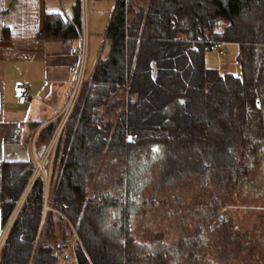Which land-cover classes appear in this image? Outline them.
<instances>
[{"label":"trees","instance_id":"1","mask_svg":"<svg viewBox=\"0 0 264 264\" xmlns=\"http://www.w3.org/2000/svg\"><path fill=\"white\" fill-rule=\"evenodd\" d=\"M218 19L226 22L221 32ZM80 26L79 9L72 20L47 14L41 36L76 38ZM107 37L110 48L84 80L52 156L51 202L67 219L48 212L34 264L57 263L54 247L71 239L69 221L94 264H176L164 241L148 245L134 234L144 177L132 175L129 162L122 187L90 189V172L105 150L131 161L142 149L158 164L162 183L196 177L213 186L211 199L197 209L199 233L214 226L213 232L219 220V229H227L224 197L248 174L259 171L264 185V0H117ZM198 38L236 43L240 72L209 66L205 50L190 48ZM121 101L126 106L117 117H107L102 106ZM35 165L32 157L3 162V225L12 220L0 264H28L33 251L47 185L43 173L33 177Z\"/></svg>","mask_w":264,"mask_h":264},{"label":"rangeland","instance_id":"2","mask_svg":"<svg viewBox=\"0 0 264 264\" xmlns=\"http://www.w3.org/2000/svg\"><path fill=\"white\" fill-rule=\"evenodd\" d=\"M106 41L107 39H103V43L100 42L104 48ZM222 48L223 54L213 50L205 52V59H208L206 57L209 55L208 64L218 67L221 71L238 72L239 66L236 60L238 45L223 42ZM89 77L90 74L86 69L85 79ZM119 105L120 107L115 108L114 112L110 111L111 118L115 119L125 104ZM66 122L67 120L62 123L61 117H58L56 130L57 132L58 129L60 130L57 135H53L55 138L52 140L51 148L47 149L44 156L35 158L33 177L39 172L45 176L46 187L48 186L45 191V201L55 208L51 210L54 212H57V208L51 202L54 188L49 184V178L54 142H57ZM142 156L143 150L139 148L133 151L131 161L119 152L105 151L99 155V159L92 167L88 183L90 189L114 192L118 186L122 187L119 179L122 178L125 163L128 162L132 175L138 173L144 177L141 180L140 191L144 197L139 207L133 209L132 217L134 234L139 240L148 245L157 239L164 241L172 250L171 260H177L176 264H264V185L260 184L257 175L259 171L248 174L242 186L230 193L229 197H224L226 204L223 213L227 216L228 231L219 229V220L213 232L214 226L212 229L203 227L199 233L197 209H201V206L211 199L213 186L196 177H184L171 184L162 183L157 175L158 164ZM41 162L42 167H40ZM140 167L141 170L138 172ZM11 220L12 217L3 225L1 233L3 232L4 238ZM219 230L222 232L219 233ZM227 237L228 243L224 239ZM180 238L185 240L186 244L183 246L179 243ZM175 251H179L180 255L175 256Z\"/></svg>","mask_w":264,"mask_h":264},{"label":"crops","instance_id":"3","mask_svg":"<svg viewBox=\"0 0 264 264\" xmlns=\"http://www.w3.org/2000/svg\"><path fill=\"white\" fill-rule=\"evenodd\" d=\"M116 3L117 0H0V193L5 160L35 159L51 148L57 125L52 129L49 124L57 121L56 109L64 104L73 79L70 67L77 55L71 52V40L41 36L45 16L61 14L72 20L77 9L81 16L84 12L89 45L87 70L91 76L99 56L110 48L107 30ZM225 24L218 19L215 31L221 32ZM103 39H107L106 48L100 45ZM233 72L238 74L240 67ZM18 80L29 85L30 98L24 103L13 94ZM121 96L124 98V94L116 98ZM120 103L125 104L121 101L102 106L107 117L111 118L110 111L114 112ZM55 145L56 142L53 149Z\"/></svg>","mask_w":264,"mask_h":264},{"label":"built area","instance_id":"4","mask_svg":"<svg viewBox=\"0 0 264 264\" xmlns=\"http://www.w3.org/2000/svg\"><path fill=\"white\" fill-rule=\"evenodd\" d=\"M85 17L86 16L83 12L81 16V26L79 28L78 36L76 38L70 39L72 43L70 49L72 53L77 55V61L73 63L70 67L71 71L73 72V79L66 100L61 107L56 109V113L58 116L61 117L62 123H64L65 120H67L70 112L72 111L75 102L77 100V97L79 95V92L81 90V87L85 80L87 61H88V50H89L88 37H87L88 33H87ZM222 43L223 41H219V40H214V39L205 40L203 38H198L197 40H193L191 42L190 48H193L194 50L203 49L205 51L213 50L219 54H223L224 49L222 48ZM13 94L16 96L18 102L24 103L30 98L29 85L22 80H18L13 87ZM59 130L60 129H58V132ZM40 167H42V162L40 164ZM53 209L55 208L50 203H47V201H45L40 227L37 233L33 251L31 252L28 264H34L35 262V258L38 252V247L40 245L41 237L43 234L42 232L44 229V225L46 223L47 212ZM57 212H59L60 215H62L64 218L67 219V217L61 211L57 210ZM69 223L72 229L71 239L69 241H64L60 239L56 242V245L54 247L53 253L57 258L56 264H94L90 259V257L88 256L85 246L79 234L77 233L74 225L71 224L70 221ZM3 239H4V234L2 232L0 233V246L3 242ZM79 249H82L83 252L85 253L88 263H83L80 260L79 251H78Z\"/></svg>","mask_w":264,"mask_h":264},{"label":"water","instance_id":"5","mask_svg":"<svg viewBox=\"0 0 264 264\" xmlns=\"http://www.w3.org/2000/svg\"><path fill=\"white\" fill-rule=\"evenodd\" d=\"M3 229V221H2V214H1V207H0V233Z\"/></svg>","mask_w":264,"mask_h":264}]
</instances>
